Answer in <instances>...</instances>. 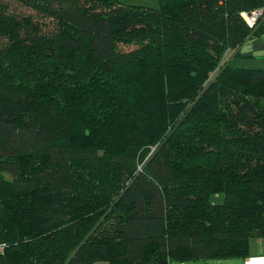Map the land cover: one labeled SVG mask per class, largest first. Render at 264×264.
Listing matches in <instances>:
<instances>
[{
  "label": "trees",
  "instance_id": "obj_1",
  "mask_svg": "<svg viewBox=\"0 0 264 264\" xmlns=\"http://www.w3.org/2000/svg\"><path fill=\"white\" fill-rule=\"evenodd\" d=\"M157 2L0 0V264H209L264 238V64L241 51L264 28L240 15L264 0Z\"/></svg>",
  "mask_w": 264,
  "mask_h": 264
},
{
  "label": "crops",
  "instance_id": "obj_2",
  "mask_svg": "<svg viewBox=\"0 0 264 264\" xmlns=\"http://www.w3.org/2000/svg\"><path fill=\"white\" fill-rule=\"evenodd\" d=\"M244 55H251L261 63L264 64V39H256L247 41L241 48ZM260 239L261 247L253 248V244ZM249 255L242 259L240 263L238 260H218L209 264H264V238H254L249 241Z\"/></svg>",
  "mask_w": 264,
  "mask_h": 264
},
{
  "label": "rangeland",
  "instance_id": "obj_3",
  "mask_svg": "<svg viewBox=\"0 0 264 264\" xmlns=\"http://www.w3.org/2000/svg\"><path fill=\"white\" fill-rule=\"evenodd\" d=\"M121 1H124L125 3H130V4H139V5H149V6H157L158 5V2L157 0H121ZM10 8L18 13L19 15H27V14H30V13H34V10L32 11V9L30 8H27L26 6L20 4V3H17V2H12L10 3ZM126 48H131L132 46L130 47H127V46H124ZM211 201L214 202V203H218V202H221L223 201V194H215V195H212L211 196ZM260 239H257V242L255 244H253V248L257 249V248H260L261 247V243H260ZM227 260H230V259H227ZM233 260H238V263L241 262V258H233ZM92 264H106L105 261H102V260H98V261H95L93 262Z\"/></svg>",
  "mask_w": 264,
  "mask_h": 264
},
{
  "label": "built area",
  "instance_id": "obj_4",
  "mask_svg": "<svg viewBox=\"0 0 264 264\" xmlns=\"http://www.w3.org/2000/svg\"><path fill=\"white\" fill-rule=\"evenodd\" d=\"M240 15L249 28H256L258 26H263L264 28V5L250 10H241Z\"/></svg>",
  "mask_w": 264,
  "mask_h": 264
}]
</instances>
